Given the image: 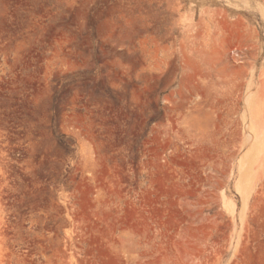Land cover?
Here are the masks:
<instances>
[{
	"label": "rangeland",
	"instance_id": "rangeland-1",
	"mask_svg": "<svg viewBox=\"0 0 264 264\" xmlns=\"http://www.w3.org/2000/svg\"><path fill=\"white\" fill-rule=\"evenodd\" d=\"M0 264H264V0H0Z\"/></svg>",
	"mask_w": 264,
	"mask_h": 264
}]
</instances>
